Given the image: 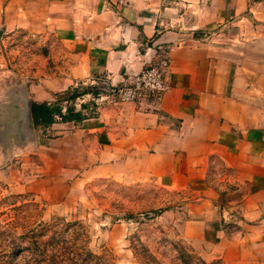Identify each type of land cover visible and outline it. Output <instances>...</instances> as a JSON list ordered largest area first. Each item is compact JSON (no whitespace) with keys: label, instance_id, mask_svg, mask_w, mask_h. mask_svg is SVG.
<instances>
[{"label":"crops","instance_id":"1","mask_svg":"<svg viewBox=\"0 0 264 264\" xmlns=\"http://www.w3.org/2000/svg\"><path fill=\"white\" fill-rule=\"evenodd\" d=\"M230 24L252 35L217 43ZM0 26L57 44V69L25 86L30 117L31 101L48 104L32 115L51 131L47 159H62L68 174L154 178L204 195L185 233L214 241L225 261L264 264V0H4ZM160 55L159 95L120 101L101 91ZM224 190L240 193L229 197L238 233L223 222Z\"/></svg>","mask_w":264,"mask_h":264},{"label":"rangeland","instance_id":"2","mask_svg":"<svg viewBox=\"0 0 264 264\" xmlns=\"http://www.w3.org/2000/svg\"><path fill=\"white\" fill-rule=\"evenodd\" d=\"M252 32L230 24L217 43L236 46ZM56 48L45 35L0 26V264H255L225 261L214 241L185 233L204 195L154 178L68 174L62 159L43 155L51 131L28 115L25 86L57 69ZM239 194L219 198L232 233Z\"/></svg>","mask_w":264,"mask_h":264},{"label":"built area","instance_id":"3","mask_svg":"<svg viewBox=\"0 0 264 264\" xmlns=\"http://www.w3.org/2000/svg\"><path fill=\"white\" fill-rule=\"evenodd\" d=\"M167 65L168 57L160 55L130 75L122 84L105 86L103 92L120 101H135L143 96L159 95L167 88L165 79Z\"/></svg>","mask_w":264,"mask_h":264},{"label":"trees","instance_id":"4","mask_svg":"<svg viewBox=\"0 0 264 264\" xmlns=\"http://www.w3.org/2000/svg\"><path fill=\"white\" fill-rule=\"evenodd\" d=\"M74 93H71L70 95H73ZM48 109V104L46 102H35L31 101L30 103V112L34 116L35 113L40 111H45ZM62 118H66L65 115L62 116Z\"/></svg>","mask_w":264,"mask_h":264}]
</instances>
